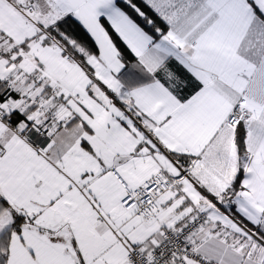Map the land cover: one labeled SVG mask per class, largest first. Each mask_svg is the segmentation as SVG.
<instances>
[{
	"label": "snow or ice",
	"instance_id": "snow-or-ice-1",
	"mask_svg": "<svg viewBox=\"0 0 264 264\" xmlns=\"http://www.w3.org/2000/svg\"><path fill=\"white\" fill-rule=\"evenodd\" d=\"M0 264H264V0H0Z\"/></svg>",
	"mask_w": 264,
	"mask_h": 264
}]
</instances>
